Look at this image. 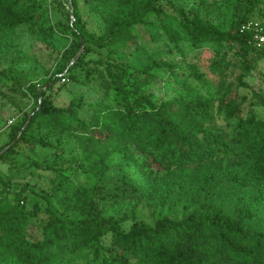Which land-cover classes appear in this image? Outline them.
Wrapping results in <instances>:
<instances>
[{
	"label": "trees",
	"instance_id": "obj_1",
	"mask_svg": "<svg viewBox=\"0 0 264 264\" xmlns=\"http://www.w3.org/2000/svg\"><path fill=\"white\" fill-rule=\"evenodd\" d=\"M196 1L198 9L185 10L174 0H97L92 10L106 27L95 33L82 19L78 0H69L75 23L62 24V30L75 37L78 52L83 49L71 66L60 62L56 71L102 64L117 89L120 106L97 102L91 105L90 118L84 119L77 114L83 96L58 107L36 84L19 86L18 92L37 100L38 108L27 127L21 126L0 149L8 147L0 153V161L9 163L22 142L29 148L51 147L34 128L55 122L63 126L62 132L77 138L95 184L63 192V200L80 211L74 217L57 214L53 197H46L48 215L37 234L33 225L39 214L27 210L23 190L12 197L11 184L1 178L0 264H264V119L252 114L238 117L242 100L224 93L220 109L227 120L234 121V132L227 139L215 127L213 97L200 86L186 81L178 95L161 101L145 91L156 79L155 68L173 72L179 64L153 57L150 64L135 69L130 63H121L123 55L115 49L136 39V26L154 21L167 29L180 51L179 39L197 50L212 43L216 54H221L224 44L230 46L242 61L239 85L248 87L243 79L264 54L255 52L252 33L241 31V26L255 20V12L264 25V0H243L241 4L237 0L235 8L241 10L228 29L210 22L215 3ZM163 2L180 15L179 38L165 23ZM37 10L36 0H0V42L13 43L20 26L40 23ZM100 51L105 52V60L85 59V53ZM113 55L119 59L117 63L112 61ZM221 64L223 58L214 62L217 67ZM190 68V74L203 85V73L195 64ZM85 72L91 76L93 68L87 67ZM254 95L264 105V95ZM211 151L217 157L201 168L177 169L208 157ZM59 164L54 162L49 169L61 174L64 167ZM110 173L116 176L112 184L104 179ZM101 188H114L121 198L145 199L151 206H181L183 217L158 218L154 223L136 220L124 230L125 218L105 215L97 207ZM52 190L54 195L63 188L57 185Z\"/></svg>",
	"mask_w": 264,
	"mask_h": 264
},
{
	"label": "rangeland",
	"instance_id": "obj_2",
	"mask_svg": "<svg viewBox=\"0 0 264 264\" xmlns=\"http://www.w3.org/2000/svg\"><path fill=\"white\" fill-rule=\"evenodd\" d=\"M41 22L34 25H22L17 29L13 43L0 42V149L4 147L15 135L18 129L27 127L29 120L36 113L38 101L31 96H23L18 92L19 86L28 87L36 84L40 89L47 91L46 95L52 104L58 107H66L73 98L84 97V103L77 110V114L86 119L93 113L92 104L104 102L110 107H119V97L105 66L102 64L83 67H71L62 73H57L56 67L60 62L72 65L74 59L82 52H78V43L73 35L62 30V24H72L69 0H36ZM97 0H78L81 17L87 27L95 33H102L106 27L104 20L92 10ZM175 4L185 10L198 9L196 0H174ZM215 3L214 13L209 16L210 22L228 29L232 18L241 10L235 8L237 0H210ZM243 0H240V4ZM164 3V2H163ZM165 7V23L169 31L179 37L180 15L168 4ZM70 10V20L69 11ZM253 18L261 22L260 13L255 12ZM75 23V22H74ZM43 28H42V27ZM51 27L53 30H51ZM137 37L125 48L115 47L123 55L121 60L115 55L114 63H130L135 69H140L150 64L153 57L158 61H170L180 65L175 71L167 68H155L153 72L156 79L145 88L152 93L156 101L170 99L178 95L182 84L186 81L200 86L202 92L213 97V121L218 131L227 135V139L234 132V121L227 120L220 109L219 100L226 92L233 97L242 100L241 112L238 117L255 115L264 119V105L255 97L254 93L264 95V55L257 59L254 70L243 81L248 87L239 85L243 73L240 55L227 44L223 45L221 54H216L217 47L206 44L200 49L179 39L178 50L176 43L169 37L167 29L158 26L154 21L148 25H138L135 28ZM255 52L264 54V45L254 44ZM183 53H185L183 55ZM106 59L105 52L85 53V59ZM223 58L220 67L214 66L216 60ZM190 64H195L203 73L205 83L200 85L190 73ZM93 68V74L89 76L85 70ZM133 68H129L131 71ZM126 81V78H125ZM41 119V118H40ZM44 121V120H42ZM63 126L55 122H45L43 128L35 126L37 136H44L52 144L51 147L36 145L29 148L21 143L16 152L10 157L9 163L0 161V179L11 184V191L19 193L24 200L27 210L39 214L33 228L37 234L40 227L45 224L47 217L46 197L52 196L54 200L53 210L60 215L76 216L80 211L76 206L69 205L63 200V192H73L78 185L93 186L94 179L90 176L89 164L85 158L82 147L77 143V138L70 137L62 132ZM20 134V133H19ZM19 136V135H18ZM217 152L211 151L208 157L191 160L178 170L195 171L207 162L214 160ZM60 162L64 167L63 173L58 174L49 169L53 163ZM115 174L105 176V181L112 184ZM62 185L63 191H56L52 195L54 186ZM113 186V185H112ZM3 183L0 182V192L3 191ZM114 188L99 189L96 200L97 207L105 215L125 218L122 222L124 230H129L136 220L154 223L158 218L183 217L181 206L172 209L167 204L151 206L145 199L121 198V194ZM120 197L122 200H115ZM40 229V230H39Z\"/></svg>",
	"mask_w": 264,
	"mask_h": 264
},
{
	"label": "built area",
	"instance_id": "obj_3",
	"mask_svg": "<svg viewBox=\"0 0 264 264\" xmlns=\"http://www.w3.org/2000/svg\"><path fill=\"white\" fill-rule=\"evenodd\" d=\"M241 31L251 32L255 44L264 45V25L256 20H249L241 26Z\"/></svg>",
	"mask_w": 264,
	"mask_h": 264
},
{
	"label": "water",
	"instance_id": "obj_4",
	"mask_svg": "<svg viewBox=\"0 0 264 264\" xmlns=\"http://www.w3.org/2000/svg\"><path fill=\"white\" fill-rule=\"evenodd\" d=\"M82 49H83V47H82ZM81 52V51H80ZM8 148V147H7ZM7 148H5L3 151H1L0 153H2V152H4Z\"/></svg>",
	"mask_w": 264,
	"mask_h": 264
}]
</instances>
